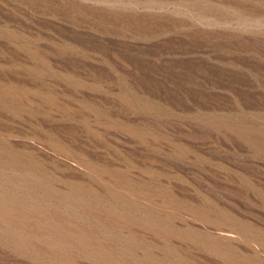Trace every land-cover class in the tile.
<instances>
[{
    "label": "rangeland",
    "instance_id": "obj_1",
    "mask_svg": "<svg viewBox=\"0 0 264 264\" xmlns=\"http://www.w3.org/2000/svg\"><path fill=\"white\" fill-rule=\"evenodd\" d=\"M0 264H264V0H0Z\"/></svg>",
    "mask_w": 264,
    "mask_h": 264
},
{
    "label": "bare ground",
    "instance_id": "obj_2",
    "mask_svg": "<svg viewBox=\"0 0 264 264\" xmlns=\"http://www.w3.org/2000/svg\"><path fill=\"white\" fill-rule=\"evenodd\" d=\"M128 200V199H127ZM66 246V245H65ZM68 247V246H66ZM39 249H42L43 250V247H39ZM67 249V248H66ZM65 248H58V247H55V246H50L48 249H47V252L51 253V254H56V256H58L60 259L61 258H64V256L68 255V250H66ZM42 254V253H41ZM43 255V254H42ZM69 256V255H68Z\"/></svg>",
    "mask_w": 264,
    "mask_h": 264
}]
</instances>
